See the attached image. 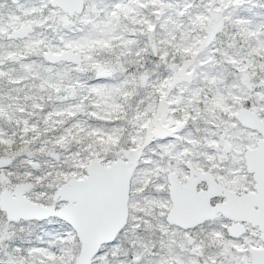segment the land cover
<instances>
[{"label": "snow or ice", "instance_id": "1", "mask_svg": "<svg viewBox=\"0 0 264 264\" xmlns=\"http://www.w3.org/2000/svg\"><path fill=\"white\" fill-rule=\"evenodd\" d=\"M0 264H264V0H0Z\"/></svg>", "mask_w": 264, "mask_h": 264}]
</instances>
